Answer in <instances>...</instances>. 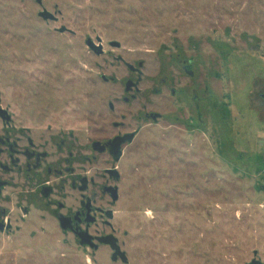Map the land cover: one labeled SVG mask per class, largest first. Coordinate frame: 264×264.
<instances>
[{
  "label": "rangeland",
  "instance_id": "obj_1",
  "mask_svg": "<svg viewBox=\"0 0 264 264\" xmlns=\"http://www.w3.org/2000/svg\"><path fill=\"white\" fill-rule=\"evenodd\" d=\"M98 39L103 55L87 44ZM128 65L142 78L129 104L140 75ZM204 85L198 123L186 96ZM263 95L264 0H0V106L17 126L75 129L82 151L140 130L118 165L119 201L94 202L114 212L112 228L97 214L90 232L113 233L128 264H264ZM107 157L92 164L97 182ZM14 224L0 232V264H124L53 221Z\"/></svg>",
  "mask_w": 264,
  "mask_h": 264
},
{
  "label": "flooded vegetation",
  "instance_id": "obj_2",
  "mask_svg": "<svg viewBox=\"0 0 264 264\" xmlns=\"http://www.w3.org/2000/svg\"><path fill=\"white\" fill-rule=\"evenodd\" d=\"M98 42L95 46L103 48L100 39ZM183 70L185 74L195 77L190 65L184 63ZM132 72L141 74L139 70ZM141 79L140 75L136 82L128 80L126 93L130 97L124 98L125 103L138 99ZM132 91L136 94H132ZM208 92L209 88L204 85L202 88H193L191 98L188 93L186 96V101H190L188 104L194 106V116L198 123L204 121V97ZM178 93V89L172 90L173 97ZM216 106L214 101L210 102L211 108ZM110 108L114 110L115 106L110 104ZM145 113V117L154 122L162 117L156 112ZM0 121L3 126L0 132V199L9 202V218L0 215V232L11 231L19 215L26 223L36 219L48 224L53 221L62 232L79 239L80 244L82 238L79 236L85 239L91 237L96 244L98 238L112 235L90 233L91 228L98 223L97 214L106 217L107 220L103 222L110 228V221L113 220L111 216L114 218L112 210L95 208L94 202L97 195L107 198L113 204L119 201L120 187L117 183L121 174L118 165L123 158L124 147L134 142L140 130L120 132L104 141H89L86 146L88 151H82L80 147L83 145L80 146L75 129L59 128L51 124L38 128L26 124L19 127L15 124L14 116L1 106ZM115 127L120 129L124 125L115 124ZM132 134L135 135L132 142L117 145L120 139ZM96 144L99 146L95 147ZM104 155L108 156L107 161L111 166L104 168L103 173L99 174L101 182H97L91 172L92 164ZM98 184L100 192L96 193L94 188Z\"/></svg>",
  "mask_w": 264,
  "mask_h": 264
},
{
  "label": "water",
  "instance_id": "obj_3",
  "mask_svg": "<svg viewBox=\"0 0 264 264\" xmlns=\"http://www.w3.org/2000/svg\"><path fill=\"white\" fill-rule=\"evenodd\" d=\"M40 5H43V0H36ZM39 16L41 18H43L45 21H57V18L49 11H47L46 9H43L40 13H39ZM67 29L66 28H62L60 30V32H66ZM88 46L93 49L95 51V53L97 55H101L103 53V48L102 46H95V44H93L91 41H88ZM112 46L114 47H117L119 48L120 47V44L117 43V42H113L111 44ZM128 68H130L132 71H138L136 70V68L132 65H128ZM129 87H130V84H129ZM134 134L132 135H129L127 138H124V139H120L118 142H117V145L118 146H121L123 143L125 142H132L133 141V138H134ZM99 145H95V147H97ZM117 198V197H115ZM111 219H113V216H111ZM80 238H82V241H81V244L82 245H86V246H89L91 249L93 250H98L99 249V245H106V246H109L113 252V256H112V260L114 262H118L119 260L124 263V264H128L129 263V259H128V256L126 254L125 251L122 250L120 244H119V240L117 237H115L113 234L112 235H109L107 237H102V238H98L97 239V243L95 244L93 242V238H88V239H85L84 237L82 236H79ZM250 264H262V262L258 261V260H254L252 261Z\"/></svg>",
  "mask_w": 264,
  "mask_h": 264
}]
</instances>
